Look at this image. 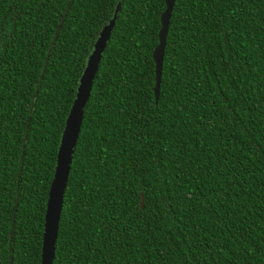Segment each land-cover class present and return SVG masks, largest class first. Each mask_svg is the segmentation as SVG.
Masks as SVG:
<instances>
[{"label": "trees", "instance_id": "16d2710c", "mask_svg": "<svg viewBox=\"0 0 264 264\" xmlns=\"http://www.w3.org/2000/svg\"><path fill=\"white\" fill-rule=\"evenodd\" d=\"M115 8L52 264H264V0H174L156 102L164 0H0V264H39L64 119Z\"/></svg>", "mask_w": 264, "mask_h": 264}, {"label": "water", "instance_id": "95a60500", "mask_svg": "<svg viewBox=\"0 0 264 264\" xmlns=\"http://www.w3.org/2000/svg\"><path fill=\"white\" fill-rule=\"evenodd\" d=\"M173 2L174 0H164V9L159 15L160 27L157 31V43L151 52V58L154 64V84L152 91L155 102L158 96L165 35ZM116 11L117 8H115L107 23L100 28L92 44V49L86 56L84 66L77 79L73 99L64 119L55 153L53 172L47 189L43 213L39 264H52L62 197L69 173L72 153L83 117V106L88 99L92 81L101 58V53L104 50L111 28L114 24ZM142 201L143 199L141 197L139 202L140 206L142 205Z\"/></svg>", "mask_w": 264, "mask_h": 264}]
</instances>
